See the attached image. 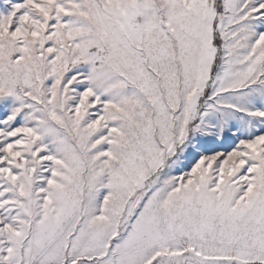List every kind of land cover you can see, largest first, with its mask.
<instances>
[{
	"label": "snow or ice",
	"instance_id": "snow-or-ice-1",
	"mask_svg": "<svg viewBox=\"0 0 264 264\" xmlns=\"http://www.w3.org/2000/svg\"><path fill=\"white\" fill-rule=\"evenodd\" d=\"M0 264H264V0H0Z\"/></svg>",
	"mask_w": 264,
	"mask_h": 264
}]
</instances>
